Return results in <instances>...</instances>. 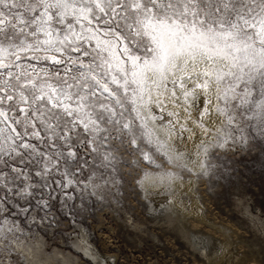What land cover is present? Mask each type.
I'll return each instance as SVG.
<instances>
[{
    "label": "snow or ice",
    "instance_id": "snow-or-ice-1",
    "mask_svg": "<svg viewBox=\"0 0 264 264\" xmlns=\"http://www.w3.org/2000/svg\"><path fill=\"white\" fill-rule=\"evenodd\" d=\"M176 100L264 136V0H0V213L123 153L155 164L154 108Z\"/></svg>",
    "mask_w": 264,
    "mask_h": 264
},
{
    "label": "rangeland",
    "instance_id": "rangeland-1",
    "mask_svg": "<svg viewBox=\"0 0 264 264\" xmlns=\"http://www.w3.org/2000/svg\"><path fill=\"white\" fill-rule=\"evenodd\" d=\"M181 103L164 109L179 113L170 117L175 143L154 112L163 119L150 126L167 146L165 154L143 145L155 164L123 153L114 168L93 175L85 167L71 186L52 183L27 214L9 203L0 213V264H98L79 254L82 238L106 264H264V136L250 126L246 142L226 138L214 111L199 121Z\"/></svg>",
    "mask_w": 264,
    "mask_h": 264
},
{
    "label": "bare ground",
    "instance_id": "bare-ground-1",
    "mask_svg": "<svg viewBox=\"0 0 264 264\" xmlns=\"http://www.w3.org/2000/svg\"><path fill=\"white\" fill-rule=\"evenodd\" d=\"M177 93L178 94H180V90L179 89H177ZM154 112H159V113H162V115H163V121L162 122H159L158 123V126L162 129V130H164L166 133H168V130H167V125L169 124V122L171 121L172 122V120H171V118L167 115V113H166V111H161V109L160 108H154ZM191 112H193L192 113V117H197L198 118V116H199V113L197 112V110L195 109V108H193L192 109V111ZM194 119V118H193ZM192 119V120H193ZM175 124V132H173L172 134H169L168 133V135H169V137H170V139L175 143V141H176V139H177V136H178V130H177V127H178V125L176 124V123H174ZM163 125V126H162ZM193 125V124H192ZM195 126V125H194ZM189 136V135H188ZM180 137V136H179ZM81 241H82V245H81V247H80V250L81 249H83L84 250V253H85V256H88L89 258H91L92 260H94L96 263H100V264H106V260H105V258H102V261L100 262V261H98V256H97V254L93 251V249L92 248H90V244L89 243H87V242H85V241H83V238L81 239ZM26 254L28 255V253H27V251H26ZM79 254L81 255V252H79ZM83 254V253H82ZM83 258V257H82ZM88 258V259H89ZM99 259H101V258H99ZM98 263V264H99Z\"/></svg>",
    "mask_w": 264,
    "mask_h": 264
}]
</instances>
